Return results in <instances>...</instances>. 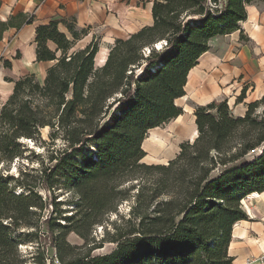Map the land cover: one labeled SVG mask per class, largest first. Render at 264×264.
I'll return each instance as SVG.
<instances>
[{
    "label": "trees",
    "instance_id": "1",
    "mask_svg": "<svg viewBox=\"0 0 264 264\" xmlns=\"http://www.w3.org/2000/svg\"><path fill=\"white\" fill-rule=\"evenodd\" d=\"M152 3V25L117 39L102 64L96 40L77 47L89 32L76 18L36 28V62L52 65L43 83L34 74L9 80L13 92L0 110V264H21L18 248L33 236L27 230L40 228L39 211L61 205L49 198L58 185L78 197V213L65 217V225L58 216L42 222L46 241L60 249L68 233L84 237L87 225L117 211L125 197L115 200V185L151 173L159 178L140 187L127 231L112 241L116 247L67 264H233L234 226L248 220L242 201L264 192V98L240 117L227 101L198 107L196 138L181 144L168 165L142 163L143 143L151 130L184 113L177 101L186 96L189 73L212 40L240 30L254 3ZM32 23L23 14L0 21V42L11 28ZM97 55L102 67H96ZM46 128L66 146L51 154L47 166L42 162L39 173L24 166L17 178L9 174L27 153L35 154L27 142L41 139Z\"/></svg>",
    "mask_w": 264,
    "mask_h": 264
},
{
    "label": "rangeland",
    "instance_id": "2",
    "mask_svg": "<svg viewBox=\"0 0 264 264\" xmlns=\"http://www.w3.org/2000/svg\"><path fill=\"white\" fill-rule=\"evenodd\" d=\"M90 1L97 10L101 8L102 11L100 15L95 16L93 19L95 25L82 27L87 29L89 35L77 47H84L92 40H96L100 46L99 62L101 64L106 60L110 49L114 46L117 39H127L131 33L137 31L140 27L152 25L153 23L152 2L154 0ZM252 1L254 5L248 7V19L245 23L240 24V30L212 40L207 55L209 62H211V67L206 69L207 78L206 83H204V93L206 96L213 94L219 90L217 86L219 84L223 92L221 90L218 91L219 96L215 101H227L232 113L237 117L246 113L248 104L264 98V0ZM103 19L108 20V22L102 23ZM14 40L15 35L11 34L0 45V110L13 92L14 84L10 83L9 80H17L34 74L37 80L43 83L47 67L52 65V63H49L43 66L35 63L30 69H25L22 67V55L15 53L13 49H11L12 51L8 49ZM30 50L31 46L27 45L24 53ZM17 58L20 61H16L18 60ZM7 62L12 64L11 68H6ZM99 62L97 55L96 67H100L98 66ZM221 64H223L224 70L219 73L217 67L221 66ZM239 71L241 76L236 77V81H239V84L235 85L234 89L231 86L234 84L229 85L228 83L227 85L223 76L231 78L232 75ZM245 88L247 89L246 98L242 103H239L238 99ZM195 96L197 97L196 91L195 93L191 92L188 97L177 102L180 107L186 108L183 129L173 125L172 129H169L168 126L152 132L154 134L153 138V134H150V139L158 142L157 144L150 143L149 147L148 145L146 146L147 157L142 160V163L147 165H168L180 153L182 143L190 142L191 139L193 141L196 138L197 131L194 129V118L192 116L194 114L192 107L193 105L196 106L194 103L196 101L194 99L196 98ZM198 97L199 99L203 98L201 94H198ZM262 110H264V106L259 109V111ZM186 138H189V141H186ZM27 145L35 154L27 153L23 160L12 165L8 173L16 178L21 175L24 166L39 173L43 168L42 162H45L44 167L47 166L51 154L56 150H62L66 146V142L63 137H59L54 141L51 138V130L46 128L42 130L41 139L36 142L29 141ZM257 154L253 153L249 158H253ZM157 178H159L157 173H151L141 175L138 180L128 182L123 180L119 182L115 185V200L123 197H125V200L119 202L117 211L103 215L101 222L98 224L87 225L82 231L84 237H80L75 233H68L61 241L60 249L46 241L47 228L44 225L45 222H42L58 216L57 222L65 225V217H74L78 213V208L76 207L78 197L75 192L66 190L64 186L58 185L51 192L49 198L51 201L53 197H56V201L61 205L57 207L50 205L42 212L39 211L38 215H41L42 219L39 223L40 228L27 230L26 233H32L33 236L29 238L26 244L18 248V254L22 260L21 264H67L89 253L105 254L110 247L115 248L116 245L112 241L118 232L127 231V219L130 216L133 200L139 194L140 187L152 185ZM62 182L61 180L60 183ZM41 194L45 200L47 197L46 193L41 191ZM127 197L129 198L127 199ZM253 202L254 200H248L249 204ZM244 207V210L245 208L247 209V207ZM36 219H38V216ZM68 225L70 223H67ZM57 232L56 234L58 235L59 233Z\"/></svg>",
    "mask_w": 264,
    "mask_h": 264
},
{
    "label": "crops",
    "instance_id": "3",
    "mask_svg": "<svg viewBox=\"0 0 264 264\" xmlns=\"http://www.w3.org/2000/svg\"><path fill=\"white\" fill-rule=\"evenodd\" d=\"M0 3V21L2 22H7L11 17H16L20 14L25 15L27 18H33L32 24H25L19 30L17 28H11L10 30H8L4 35V39L0 42L1 45L6 40L7 36L11 34L15 35V40L13 41L11 46L9 45L8 49L9 51L13 49L15 53L22 55V67H24L25 69H30L33 64L37 63L35 37L36 28L38 26L47 25L53 20H60L62 18H76L79 28L89 27L91 25H95L93 19L95 18V16L97 17L98 15H100L102 11L101 8L97 10V8L92 5L90 0H0ZM104 22H108V20H104L102 23ZM141 28L142 27H140L139 29ZM139 29L135 32H138ZM60 30L65 31V28L60 25ZM135 32L131 33V35ZM27 45L31 46V50L27 51V53L25 52V54L24 50L26 51ZM207 55L208 52L201 57V59L199 60V64L189 73V75L192 76L190 81L188 80L186 86V96L179 99L182 100L188 97L191 92L195 93V91L197 97L198 94H201V96L203 97L199 99V97L197 98L195 96L196 98L194 99H196V101H194V103L196 106L193 105L192 107V110L194 112V114L192 115L194 118L193 123L194 129L196 131V109L201 106H206L215 101V99L219 96L218 91H222V87L218 84V91L214 92L213 94H209L208 96H206V94L204 93V83H206L207 78L206 69L211 67V62H209V58ZM16 61H20V59ZM37 64L44 66L49 63L41 62ZM223 67V64L217 67L219 73L221 70H224ZM237 76H241L240 71L232 75L231 78H229L228 76H223V78L226 80L227 85L228 83L229 85L234 84L231 85L232 87H234L235 85L239 84V81H236ZM181 108L183 109V112L186 113V108ZM184 113L178 118L171 120L164 126L155 128L149 132L147 139L143 143V150L146 153V157V146L148 145L149 147L150 143L157 144L158 142L157 140L150 139V134H153L152 132L158 131L162 128L164 129V127L168 126L169 129H172L173 125L177 126L179 129H183V126L185 124L184 116L186 115ZM153 137L154 134L152 138ZM186 141H189V138H186ZM249 207L250 209L247 208L248 210L244 207L248 215V220L238 222L233 229L232 241L229 247V255L234 258L233 264H264V258L262 259V257H264V192L261 193L260 197L255 199L253 203L249 204Z\"/></svg>",
    "mask_w": 264,
    "mask_h": 264
},
{
    "label": "bare ground",
    "instance_id": "4",
    "mask_svg": "<svg viewBox=\"0 0 264 264\" xmlns=\"http://www.w3.org/2000/svg\"><path fill=\"white\" fill-rule=\"evenodd\" d=\"M100 67H101V66H100ZM259 197H260V194H258V193H254V194L248 196L246 199H244V200L242 201V204H243L245 207H247L248 209H250V207H249V203H248V200H255V199L259 198Z\"/></svg>",
    "mask_w": 264,
    "mask_h": 264
},
{
    "label": "built area",
    "instance_id": "5",
    "mask_svg": "<svg viewBox=\"0 0 264 264\" xmlns=\"http://www.w3.org/2000/svg\"><path fill=\"white\" fill-rule=\"evenodd\" d=\"M264 257H262V259H263Z\"/></svg>",
    "mask_w": 264,
    "mask_h": 264
}]
</instances>
